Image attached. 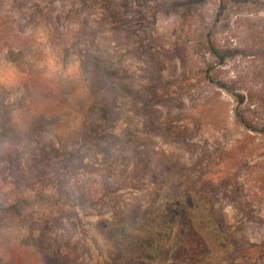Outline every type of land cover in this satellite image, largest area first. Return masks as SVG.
I'll return each instance as SVG.
<instances>
[{"label":"rangeland","instance_id":"obj_1","mask_svg":"<svg viewBox=\"0 0 264 264\" xmlns=\"http://www.w3.org/2000/svg\"><path fill=\"white\" fill-rule=\"evenodd\" d=\"M1 17L19 38L0 45V264L114 261L101 222L143 209L167 164L226 241L189 215L156 264H264V0H0Z\"/></svg>","mask_w":264,"mask_h":264},{"label":"trees","instance_id":"obj_2","mask_svg":"<svg viewBox=\"0 0 264 264\" xmlns=\"http://www.w3.org/2000/svg\"><path fill=\"white\" fill-rule=\"evenodd\" d=\"M18 38L17 21L11 17L0 19V45H13ZM210 47L216 56H221L212 43ZM55 171L52 166L49 176ZM189 215L200 217L226 241V235L219 231L213 212L196 195L193 183L180 167L167 164L159 173L152 174L148 202L143 209L136 210L128 218L113 220L112 225L101 222L104 234L118 252L114 261H106L105 264H156L169 254L170 241L184 231ZM122 227L139 229L147 239L127 233L125 236L120 230Z\"/></svg>","mask_w":264,"mask_h":264}]
</instances>
